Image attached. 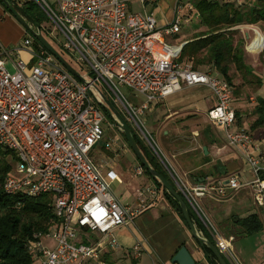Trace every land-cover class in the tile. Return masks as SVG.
<instances>
[{
	"label": "built area",
	"instance_id": "1",
	"mask_svg": "<svg viewBox=\"0 0 264 264\" xmlns=\"http://www.w3.org/2000/svg\"><path fill=\"white\" fill-rule=\"evenodd\" d=\"M12 1L35 32L43 34L46 29L56 40L58 31L64 37L61 49L80 67L77 69L67 59L79 72L77 77L29 30L16 47L0 45V145L16 152L21 176L8 175L4 189L8 193L51 194L57 217L46 233L29 242L34 260L39 258V264H106L102 251L109 244L116 245V230L132 223L156 199L136 206L123 204L111 186L116 174L110 171L108 176L103 175L93 161L91 152L105 133L102 96L117 111H124L126 122L158 151L144 127V112L152 103L184 87H208L215 96L208 119L223 127L227 143L237 149L254 179L242 182L233 175L227 182L181 183L180 191L198 209L200 197L224 198L228 190L251 186L255 202L264 206L263 153L252 133L236 125L233 86L218 73L180 61L183 45L167 40V36L180 32V10L171 23L158 25L154 13L131 11L129 0ZM27 1L40 6L53 28L38 26L27 18L21 10ZM257 35L246 43L248 52L264 50V41H259ZM122 87L129 88L135 98H142L139 105L122 92ZM136 172L141 174L143 167ZM145 191L154 196L164 194L156 186L140 194ZM215 237L219 251L232 264H239L232 251L234 237L218 233ZM44 238L52 239L54 244H44ZM135 249L139 251L138 246Z\"/></svg>",
	"mask_w": 264,
	"mask_h": 264
},
{
	"label": "crops",
	"instance_id": "2",
	"mask_svg": "<svg viewBox=\"0 0 264 264\" xmlns=\"http://www.w3.org/2000/svg\"><path fill=\"white\" fill-rule=\"evenodd\" d=\"M1 5L0 3V45H3L2 42L7 41L4 39V26L8 20L2 18L4 10ZM129 9L143 14L154 13L158 25L168 24L177 10L181 12L179 0H157L155 4L129 0ZM196 17L197 22L189 17H183L180 33L167 36V40L178 44L177 39L185 37L186 43L192 33L203 29L196 28L199 14ZM240 28L247 29V42L256 34H264L263 28L259 25H246ZM262 54L264 55V50L261 52L245 50L244 60L251 69L236 71L234 74L233 107L237 114V127L252 133L264 157V127L252 128L253 122L257 119L255 107L258 97H264ZM21 55L28 58L26 52H22ZM140 100L141 97L135 98V103L139 105ZM214 105L215 96L208 87L192 86L184 87L165 99L152 103L144 112L146 130L152 136L160 154L154 164L166 173L178 190L181 183L196 185L199 182H226L233 175H238L242 182L254 179L252 169L237 149L227 143L223 127L208 119L207 112ZM143 141L145 146L152 148L146 139ZM108 143L110 147H107ZM100 153L102 155H99ZM95 155L96 160L102 158L100 163L95 160ZM91 157L103 175L108 176L110 171L116 174L111 180V186L123 204L136 206L141 201L156 198L153 206L139 214L132 223L116 230V245L109 244L102 251L101 258L106 264L109 261L114 264H177L172 262V258L183 245L188 247L199 263L212 264L211 257L206 254L200 241L194 237L190 227L172 207L165 194L154 196L147 191L140 194L143 189L152 186H156L160 193L162 190L144 169L141 174H137L136 169L142 165L137 155L131 154V148L119 132L109 138L103 137L93 148ZM131 167L135 168V173H131ZM187 202L194 212V217L201 223L198 225L194 218H191L197 232L203 237L216 243V233L224 237L233 236L232 251L239 264H264V206L255 202L253 187L242 186L237 190H228L224 198L200 197L198 209L188 200ZM251 214L259 215L263 229L243 235L240 233L241 227L237 224V218H245ZM42 241L46 245L54 244L49 238ZM136 246L139 247V251H136ZM224 256L227 263L232 264L226 255ZM214 259L220 264L216 258ZM33 264H39V258H35ZM82 264L92 262L86 261Z\"/></svg>",
	"mask_w": 264,
	"mask_h": 264
},
{
	"label": "trees",
	"instance_id": "3",
	"mask_svg": "<svg viewBox=\"0 0 264 264\" xmlns=\"http://www.w3.org/2000/svg\"><path fill=\"white\" fill-rule=\"evenodd\" d=\"M0 3L4 5L1 0ZM194 7L199 13V23L196 28L203 27V29L194 32L193 37L183 44L179 60L191 62L195 69L202 65L212 64L217 70L216 73L233 86L234 68L237 71L251 69L244 60L246 50L244 40L236 41L235 39L236 27L262 24L264 30V0H249L241 4H237L235 0H195ZM21 10L29 20L38 26L47 20L45 13L34 1L25 2ZM43 34L52 43L53 39L49 37L46 29L43 30ZM34 45L38 47L40 44L35 41ZM55 48L68 59L64 50L59 46ZM255 114H257V119L253 122L252 128L264 127V97H258ZM129 126L131 127V125ZM132 131L139 148L149 163L178 190L166 173L154 164V161L160 156L159 152L145 146L143 138L133 129ZM120 132L129 145L124 133ZM17 160L14 150L0 145V264H33L34 256L29 250V242L38 240L36 235L46 233L57 221L51 194L29 195L24 191L16 193L5 191L4 181L8 175L13 174V167L15 162L17 164ZM142 167L146 174L154 179L155 184L163 191L172 207L189 226L179 202L143 165ZM261 175L264 179V173ZM179 194L188 206L183 193L179 191ZM188 208L191 218L193 217L195 222L201 225L199 219L194 217L192 209L189 206ZM237 224L241 227L240 233L243 235L263 229V223L258 214L237 218ZM209 241L214 243L212 239ZM201 246L212 258L213 264H217L211 247L204 243H201ZM107 264L114 263L109 261Z\"/></svg>",
	"mask_w": 264,
	"mask_h": 264
},
{
	"label": "water",
	"instance_id": "4",
	"mask_svg": "<svg viewBox=\"0 0 264 264\" xmlns=\"http://www.w3.org/2000/svg\"><path fill=\"white\" fill-rule=\"evenodd\" d=\"M3 4L11 11V13L34 35L35 39L38 40L43 46H45L70 72H72L77 77H80L79 72L68 62V60L53 46V44L41 33L35 32L29 23L19 14L20 10L18 6L12 0H1ZM103 97L104 105L103 108L106 112L110 114V116L116 122L118 128L124 133L131 149L137 155L141 164L151 173V175L156 178L162 186L179 202L184 217L192 231V234L195 238H197L201 243H204L211 247L213 253L215 254L218 262L220 264H228L225 256L219 251L216 244L212 243L205 237H203L199 232H197L194 222L191 219L189 208L181 196L179 191L175 189V187L171 184L169 180H167L164 176L159 174L149 163L142 150L139 148L135 137L133 135L132 128L128 125L126 120L122 117V115L117 111V109L107 100L105 96ZM206 149V148H205ZM228 181V180H227ZM226 181V182H227ZM211 263L213 264V260L211 258ZM173 263L177 264H204V262H198L190 250L186 245H183L179 248L177 253L172 258Z\"/></svg>",
	"mask_w": 264,
	"mask_h": 264
},
{
	"label": "rangeland",
	"instance_id": "5",
	"mask_svg": "<svg viewBox=\"0 0 264 264\" xmlns=\"http://www.w3.org/2000/svg\"><path fill=\"white\" fill-rule=\"evenodd\" d=\"M194 1L195 0H179V7L181 9V12H180L181 16L189 17L194 22H197L198 18L196 16L199 13H198L197 9L194 7ZM235 1H236L237 4H239V2L244 3V2H248L249 0H235ZM1 7H2V10H4V12H3L4 14L2 16L3 20L4 19L8 20V22H6L5 23L6 25L4 26V29H5V37H4V39H6L7 41L6 42H2V43H3V46H5L7 49H12V48L16 47L17 45H19L24 40V38L26 37L25 32L28 29L11 13V11H9V9H6V6L1 5ZM185 14H187V15H185ZM172 20L169 23H171ZM42 25L45 26L46 28H50V29L53 28V25L51 24L50 20H48V19L46 21H44L42 23ZM259 26L263 27L262 24L259 25ZM236 28H237V32L235 34V39H236V41H238L239 39H243L244 40V47H245V44L247 43V37H246V35L248 34L247 31H246L247 29L241 30L240 27H236ZM247 28H249V27H247ZM193 34L194 33H192L190 37H193ZM55 35L57 37H56V40H54V42H53V40H51L52 44H54L55 47H58V46L60 47V44L62 42H64V37L62 35H59L58 31L55 32ZM184 39H185V37L179 38V39H177L176 43L183 44V43H185ZM67 58L70 60L69 56H67ZM247 60H249L248 57H247ZM261 60L263 61L262 63H264V55L262 56ZM70 61L72 62V64L77 69L80 68L78 64H76L72 60H70ZM8 68L11 71H13V67H12V65L10 63L8 64ZM198 69H200L202 71H209V72H212V73H216V71H217L212 64H206V65L199 66ZM236 71L237 70L234 68L233 69L234 74L236 73ZM254 83L257 84V82H254ZM121 90L130 100L135 102L134 94H132V91L129 88L122 87ZM118 112L126 120V114L124 113V111L118 110ZM103 113L105 115V120L103 122V128H104V132H105L104 133V138L112 137V135H114L117 132H119L121 134L120 130L117 131V129H119V128H118L116 122L114 121V119L110 116V114L108 112H105V111H103ZM143 123H144V121H143ZM129 125H131L132 129L136 130L135 128H133L132 124L129 123ZM144 127H145V129H147L145 123H144ZM136 131H137V133L140 136L143 137V134L141 132H138V130H136ZM121 136H122V134H121ZM144 140H145V138H144ZM104 153H106V152H104ZM131 154L135 155V153H134V151L132 149H131ZM97 155H95V160L97 158ZM99 155H102V154L100 153ZM101 159H97L96 161L98 163H100ZM130 171H131V173H135V168L131 167ZM13 175L15 177H17V178L21 177V176H19V174L17 172V164H16V162H15L14 167H13Z\"/></svg>",
	"mask_w": 264,
	"mask_h": 264
},
{
	"label": "bare ground",
	"instance_id": "6",
	"mask_svg": "<svg viewBox=\"0 0 264 264\" xmlns=\"http://www.w3.org/2000/svg\"><path fill=\"white\" fill-rule=\"evenodd\" d=\"M257 39H258L259 41H260V40H261V41H264V34H263V35H261V34L259 35V34H258V35H257Z\"/></svg>",
	"mask_w": 264,
	"mask_h": 264
}]
</instances>
